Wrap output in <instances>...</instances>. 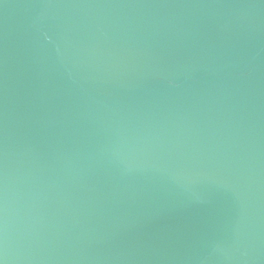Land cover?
Returning <instances> with one entry per match:
<instances>
[{
	"label": "water",
	"instance_id": "95a60500",
	"mask_svg": "<svg viewBox=\"0 0 264 264\" xmlns=\"http://www.w3.org/2000/svg\"><path fill=\"white\" fill-rule=\"evenodd\" d=\"M0 264H264V0H0Z\"/></svg>",
	"mask_w": 264,
	"mask_h": 264
}]
</instances>
